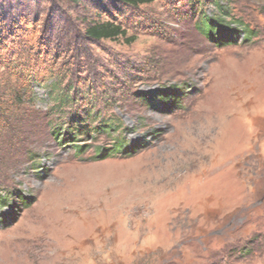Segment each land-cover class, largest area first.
Returning a JSON list of instances; mask_svg holds the SVG:
<instances>
[{
	"label": "rangeland",
	"instance_id": "1",
	"mask_svg": "<svg viewBox=\"0 0 264 264\" xmlns=\"http://www.w3.org/2000/svg\"><path fill=\"white\" fill-rule=\"evenodd\" d=\"M82 1L0 40V264H264V0Z\"/></svg>",
	"mask_w": 264,
	"mask_h": 264
},
{
	"label": "trees",
	"instance_id": "2",
	"mask_svg": "<svg viewBox=\"0 0 264 264\" xmlns=\"http://www.w3.org/2000/svg\"><path fill=\"white\" fill-rule=\"evenodd\" d=\"M37 0H0V40L3 38V35L5 32H12L13 29H16L17 26L23 25V23L27 22L26 19L28 18L29 13H27L29 10H33L32 4ZM71 2L75 3V5L83 6L82 0H70ZM115 9V15L109 11L108 9H98L100 14H109L110 18L112 20H105L97 15L95 19H92L91 21L87 22L84 29V36L87 38V40H90L91 42H100V41H115L120 38H126L127 37V31L125 28L124 20L128 18L132 13H135L138 11L139 8L150 6L153 4L156 0H110ZM212 2L215 5H219V2L216 0H212ZM198 4V3H197ZM195 4V5H197ZM120 19V21H119ZM201 27L200 30L203 32L205 37H208L210 39H213L215 41H219L220 43L229 44V38H234L232 36L230 37H224L220 36L219 39H215V29L220 28V24L217 21L213 20H206L204 22L200 23ZM216 32V31H215ZM222 34L221 31H217ZM249 31H245V33H248ZM218 33V34H219ZM236 32L232 31V34L234 35ZM220 34V35H221ZM254 34V33H252ZM227 38V39H225ZM128 42H133L134 39H127ZM1 42V41H0ZM57 88H55L52 91V95H56L55 91ZM71 91V89H69ZM61 96V95H60ZM63 97H60L59 101L62 106V108H65L67 106V103L70 101L69 99H65V101H62ZM68 98V97H67ZM85 121L83 120L80 122L79 129H82L84 126L83 124ZM94 123H91V125H94ZM85 127V126H84ZM115 127V126H114ZM109 130H111V125L108 127ZM114 131V130H112Z\"/></svg>",
	"mask_w": 264,
	"mask_h": 264
}]
</instances>
